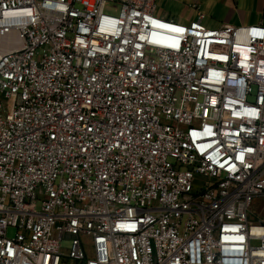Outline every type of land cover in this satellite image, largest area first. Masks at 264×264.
Instances as JSON below:
<instances>
[{"label": "built area", "instance_id": "2783aa9c", "mask_svg": "<svg viewBox=\"0 0 264 264\" xmlns=\"http://www.w3.org/2000/svg\"><path fill=\"white\" fill-rule=\"evenodd\" d=\"M154 1L0 0V264H264V22Z\"/></svg>", "mask_w": 264, "mask_h": 264}, {"label": "crops", "instance_id": "0c3cea01", "mask_svg": "<svg viewBox=\"0 0 264 264\" xmlns=\"http://www.w3.org/2000/svg\"><path fill=\"white\" fill-rule=\"evenodd\" d=\"M153 11L180 24H188L201 13L200 22L208 28L264 22V0H155Z\"/></svg>", "mask_w": 264, "mask_h": 264}, {"label": "rangeland", "instance_id": "374dc122", "mask_svg": "<svg viewBox=\"0 0 264 264\" xmlns=\"http://www.w3.org/2000/svg\"><path fill=\"white\" fill-rule=\"evenodd\" d=\"M106 12H110V13H114L115 9H106L105 10ZM252 213H259V214H262L264 213V202L260 201V200H255L253 203H252ZM262 218H264V216H262ZM7 233L9 235H12L14 233V230L13 229H9L7 231ZM253 244H256L253 242ZM62 247H63V250L66 251V249L68 248V241L65 240L62 242Z\"/></svg>", "mask_w": 264, "mask_h": 264}]
</instances>
